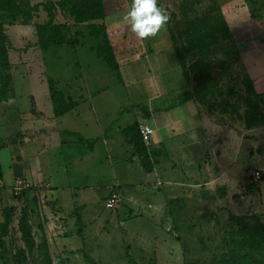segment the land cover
<instances>
[{
  "label": "rangeland",
  "instance_id": "1",
  "mask_svg": "<svg viewBox=\"0 0 264 264\" xmlns=\"http://www.w3.org/2000/svg\"><path fill=\"white\" fill-rule=\"evenodd\" d=\"M46 1L48 0H31L33 5ZM129 2L130 0H106L108 16L105 18V24L112 34L111 38L115 39L113 44H118L121 48L116 50L121 61L118 71L108 68L103 60H98L90 53L92 51L97 54L96 49L101 47L106 50L103 34L93 37L89 25L76 24L70 14L58 12L56 22L63 27L62 32L67 39L75 37L78 40L76 48L68 45L52 46L48 50L40 49L39 52L40 47L37 45L36 49L34 48L36 45L32 43L37 40L34 26L29 28L30 34L7 32L8 38L0 44V63L6 62L3 57L7 54H13L14 62L10 67V74L15 75L16 86L27 84L26 71L30 75L38 72L36 61L24 63L20 60L25 50L30 49L32 55H40L45 76L49 80L51 78L55 86L59 84V87H63L61 90L67 94L70 88L74 87L75 99L83 96L89 103L93 101L97 105L94 127L98 123L109 126L111 120L114 122L113 131L109 132L108 136L114 135L109 139L115 152H111L110 157L106 158L113 166L110 164L109 168H104L105 172L95 171L125 195L123 204L118 210H111L106 208V203L98 194V198L92 199L93 202L88 205L87 211L82 213L84 233L74 238L80 247V253L78 255L68 253L67 257L71 259L68 264H92L89 259H95L98 264H160L150 261L151 258L156 260L157 257L165 259L161 264H227V262L234 264L232 259L239 253L240 257L247 256L249 259L244 261V264H250L251 258L264 261V230L258 226V221L252 218L257 217L264 224V111L256 103L258 99L252 98L249 89L252 84L258 97L261 96L255 87L260 85L258 77H264V72L261 73L264 70V63L261 68L258 64L259 59L264 60V0H159L160 5L168 12L170 20L166 28L150 41L152 49L155 47V51H150L152 56L142 53V46L128 29H120L125 27L121 20ZM195 7L196 11L193 12ZM37 16L33 19V24L45 23L49 18L43 7ZM28 17L31 16H27V19ZM204 21L207 24L203 23ZM173 22H177L175 26ZM193 22L195 24L193 28L202 29V33H205L202 38L206 39L203 44L199 43L198 39L192 48L186 45L191 48L194 61L197 60L193 62L196 67L190 73L194 80L193 84H197L200 72L206 69L209 87L216 89L213 100L222 105L227 100V97L223 96L229 94L227 92H230L232 80L234 91L236 86L239 94L238 115L242 121L240 142L246 144L243 140L247 136V129L250 130L249 135L253 141L248 142L252 148L246 152L243 149L244 152L237 160L238 164L234 165L232 171L239 180L237 182L234 178L235 186L232 190L226 191L224 199H217V194H221L222 191L204 189L197 194L210 195L211 198L207 197L200 201L196 199L194 190L187 188L181 190V187H176V194L187 196L191 192L193 196L190 199L179 197L180 202L172 203L169 202V198H165L164 189L158 190L153 180L145 186V190L143 185L134 188L126 186L130 181L140 184L146 180H141L145 174L140 177L134 168L130 173L127 171L126 161L128 162L132 151L126 138L122 134L118 137L120 133H115L116 121L124 109L127 108L126 113L120 118L128 121L129 115L137 111L135 106L138 107V104L150 102L152 97L162 96V92L172 91L181 83L184 84V78L180 75H184L183 69L179 63L181 71L177 70L178 60L172 42L166 38L163 41L161 39L163 33L165 36L167 32L172 35V39L173 34L179 29L180 32L183 31L184 23L192 25ZM119 31L120 34L117 36L115 33ZM225 31L226 34L223 35ZM223 36H229L238 46L237 52L234 51L233 56L228 57L233 62L232 67L225 66L224 69L222 64L218 67L215 56V53L219 52V50L216 52V49L223 46L221 45ZM194 38L193 32L192 39ZM120 40H127L128 45L124 46L129 48L123 49ZM158 40L160 44L156 46L154 42ZM184 42L183 39L181 43ZM201 45H204V48L207 46L212 55L207 57L206 62H202L203 55L200 53H204V50ZM230 49L228 47V51ZM181 53L184 55L185 50ZM29 63L28 71L23 65ZM177 76L181 80L176 81ZM46 78L44 77L43 81H46ZM248 80L249 85L246 84ZM82 88L87 90L80 93ZM166 96L167 103L176 100L173 91ZM252 101H255L258 107L254 112L256 124L248 127L243 125V120L246 119L247 107H252ZM120 106L123 109L117 114ZM251 112L250 110L249 113ZM104 149L102 155L107 151L105 145ZM175 160L178 161L177 158ZM189 170L190 168L185 165L177 167L174 178L182 179L183 173ZM237 184L239 186H236ZM142 186L143 188H140ZM144 191L146 193L142 199L141 194ZM10 192L7 189L3 190L5 200L4 202L0 200V264H46L48 259L61 264L62 256L59 249H55L56 252L51 249L53 255L51 258V254L39 255L34 252L40 240H36L38 245L29 246L28 240L23 236L22 207H9L6 204L9 195L10 200L16 198L15 196L13 198ZM154 194L159 195L160 199L154 201L152 198ZM71 198L69 194L65 199L67 202L65 201L63 214L67 217H70L74 208L70 204ZM150 201H153L154 206L149 207ZM205 201L207 205H204ZM232 214L245 216L246 219L239 224L232 222L229 219Z\"/></svg>",
  "mask_w": 264,
  "mask_h": 264
},
{
  "label": "crops",
  "instance_id": "2",
  "mask_svg": "<svg viewBox=\"0 0 264 264\" xmlns=\"http://www.w3.org/2000/svg\"><path fill=\"white\" fill-rule=\"evenodd\" d=\"M49 1L56 0H48L44 3ZM105 18L101 24L105 25L109 33L112 49L120 68L121 61L116 50L121 48L118 44H113L115 39L111 38L112 34L105 24ZM15 26L18 28H14ZM31 26L33 25H7L5 33L10 34L11 31L12 34L15 32L30 34ZM122 28L127 29L126 26L120 29ZM167 33L165 36L163 33L161 41L168 39L175 50L173 40ZM115 34L119 36L120 31ZM14 38L16 39V36ZM136 40L142 46V53L152 56L150 51H155V47L153 46V49L151 47L152 39ZM37 42L38 37L32 42L36 45L34 47L36 49ZM120 42L123 49L129 48L124 46L128 45L127 40ZM154 44L157 46L160 40ZM38 49L40 52L41 48ZM30 51V49L25 50L20 60L24 63L36 61L38 72L30 75L26 71L27 84L20 86H16L15 75L11 73L12 84H15L8 87L0 86V200L4 202L3 190L6 189L11 191L13 198L16 197L10 200L9 195L6 204L9 207H22L25 230L35 241L34 245L37 244L36 240L41 241L34 251L36 254H51L52 258L51 249L53 252L59 249L62 256L60 263L68 264L71 262L67 257L68 253L77 255L80 253V247L74 238L84 233L82 213L87 211L88 205L93 202L92 199L100 197L106 203L112 192L117 190L116 186H112L107 179H102L98 173L101 170L105 172L104 168L110 167L111 163L106 158L110 157L111 152H115L110 143L114 135L108 136V133L113 131L114 122L111 120L109 126L98 123L94 127L97 105L93 101L89 103L83 96L75 99L74 87H67L71 89L67 94L61 90L63 87L57 84L52 91L49 85L51 78L49 80L45 76L40 55H32ZM90 53L106 63L98 54L92 51ZM175 55L179 63L176 51ZM9 61L13 65V54H9ZM262 61L260 59L258 61L260 68L264 63V60ZM23 67H27L29 71L30 63ZM177 70L181 71L179 64ZM263 72L264 70L261 73ZM180 75L184 78V84L181 83L180 86L172 89L176 94V100L173 102H166V95L172 93L166 90L162 92V96L152 97L150 102L135 106L137 111L129 113L128 121L120 118L125 115L127 108L121 111L123 108L120 106L118 109L117 114L120 111L121 113L116 121L115 133H120L118 137L122 134L126 138L132 151L131 157L128 162L126 161L127 171L130 173L134 168L140 177L145 174L141 180H146L140 184L130 181L126 186L134 188L143 185L145 190V186L153 180L158 190L164 189L165 198H169V202L172 203L180 202L179 197L190 199L193 196L191 192L187 196L176 194V187H181V190L186 188L194 190L196 199L200 201L207 197L211 198L210 195L197 194L204 189L222 191L221 194H217V199H224L226 191L232 190L235 186L234 178L237 182L239 180L234 176L232 169L238 164L237 160L244 152L242 150L245 149L246 152L252 148L248 143L253 141L249 129L243 140L246 144L240 142L242 121L238 115L239 99L230 92L224 94L223 97H227V100L222 105L214 100L199 103L193 97L187 101L185 96L193 92L194 88L186 84L183 74ZM44 77L46 81H43ZM178 77L176 81L181 80ZM258 78L260 85L255 88L264 102V77ZM83 90L87 88H82L80 93L84 92ZM52 92L60 96L55 98ZM142 124L154 129L149 145L141 142L138 136V128ZM104 145L107 151L102 155V150H105ZM183 165L190 168L189 172L183 173L182 179H175L177 167ZM26 183L29 184V188L24 186ZM16 188L21 190L16 193ZM144 193L146 191L141 194L142 199ZM69 194L72 196L70 204L74 208L70 217H67L63 214V209ZM152 198L154 201L160 199L157 194ZM152 204L153 201H150L149 207L154 206ZM204 205H207V202ZM14 212L16 215V211ZM91 260L98 264L95 259ZM163 260L165 259L157 257L156 260L151 258L150 261L161 264ZM52 264L56 262L53 261Z\"/></svg>",
  "mask_w": 264,
  "mask_h": 264
},
{
  "label": "trees",
  "instance_id": "3",
  "mask_svg": "<svg viewBox=\"0 0 264 264\" xmlns=\"http://www.w3.org/2000/svg\"><path fill=\"white\" fill-rule=\"evenodd\" d=\"M105 2L106 0H59V1H49L47 3H38V4L33 5L31 0H0V44L2 43V41L8 38V36L5 33L6 25L21 24V25H33L35 27L37 31L36 32L37 37H38L37 45L43 50H48L52 46H62V45L63 46L68 45L71 48H76L78 44V40L75 37H73L74 39H71V38L67 39L66 35L62 32L63 27H61L60 23L57 24L56 22L58 12L64 15L70 14V16L75 20L76 24H88L89 28L92 29L91 34L93 37H98L100 36L99 34H103V37L106 41V47H105L106 50L101 47V48L96 49L97 50L96 52L99 58L104 59L112 70L118 71L119 63L117 62L115 58L112 46L110 44L107 29L104 24L96 23L98 21H103L104 18L106 17ZM41 7H43L44 10L48 13V17H49L48 21L42 24L41 23L33 24V19L38 17L37 14L39 13ZM195 11H196V7L193 10V12ZM27 16H31V17H28L27 19ZM176 23H174V26ZM203 23L207 24L206 21H204ZM191 24L192 25L184 23L182 26L183 31L180 32L179 31L180 29H179L177 33L173 34V37H172L173 42H174V48L178 55L181 68L183 69L185 80L187 84L190 85L191 88H194L193 92H191L190 94H187L185 98L187 101H189L193 97L195 98L196 102H199V103H202L205 101L209 102L213 100L214 92L216 91V89H211V87H209V81H208L209 76H208L207 70L205 69L202 72H200L199 78H198L199 81L196 82L197 84H193L194 80L190 74L192 69L196 67V64L193 62L197 61V60L194 61L195 57L191 56V53H192L191 46L198 39H199L198 40L199 43L201 44H203V42L206 40L202 38V36L205 34V33H202L203 30L194 29L193 28L195 26L194 22ZM193 32L195 35L194 39H192ZM197 34L199 35V37H196ZM225 34H226V31L224 32L223 35ZM183 39L185 40L184 44L181 43ZM186 45H189L191 48L187 47ZM221 45L223 46L222 47L219 46L216 49V52L218 50L219 52L215 53L218 67L220 64H222L224 65L222 67L223 69L225 68V66L227 68H231L233 65L231 63L233 62L230 61V58L228 59V57L233 56L234 51L237 52L238 46L233 43V40L230 39L229 36L228 37L223 36ZM201 47H203L202 50H204V53H200V55H203L202 62H206L207 57L208 56L212 57V55L209 52V48L207 46H205L204 48V45H201ZM228 47L231 48L230 51H228ZM1 50H4V49L1 48ZM182 50H185L184 55L183 53H181ZM202 50L200 49V52ZM3 58H5L6 62L0 63L1 65L0 67V86L8 87V86H11L12 81H13L12 76L10 74L11 64L9 61L8 54L7 56ZM230 81H231V85L229 86L230 92H233L234 95L239 96L238 91H236V86H235V91H234L232 80ZM246 84L248 85L250 84L249 80L247 81ZM49 85L51 86V90L53 91L55 84H53V82L50 81ZM249 89L251 90L252 98L258 99L256 103H258L260 109L262 107L261 110H263L264 102L261 100V96L258 97L252 84L249 87ZM230 92H227V93H230ZM52 93L55 98L57 96H60L56 92H52ZM250 101L251 100H249V102ZM256 103L255 101H252V107H247V113L245 114L246 119L243 121H244V125H247L248 127H251L256 124V119L254 117L255 108H258L256 107ZM62 107H64V104H62ZM250 110L253 113L251 112L250 114L249 113ZM250 115H251V118H250ZM138 136L141 142H143V139L140 134V127L138 128ZM146 157L149 158L148 156ZM252 218L257 220L258 226L264 230V224H262L257 217H252ZM229 219L230 221L239 224L242 221H244L246 217L245 216H241V217L235 216L234 214H232L229 217ZM21 223L23 225L22 228L24 230L23 231L24 238L28 240L29 246L34 245L32 238L29 237L30 233L27 230H25L26 226H25L24 219ZM239 254L234 255L232 259V261H234V264H244V261L249 260L247 256L240 257ZM50 260L51 259H48L45 263L52 264V260L51 261ZM89 260L91 261L92 264H97L94 260H91V259ZM227 264H229V262H227ZM250 264H264V261H261L258 259L254 260L251 258Z\"/></svg>",
  "mask_w": 264,
  "mask_h": 264
},
{
  "label": "clouds",
  "instance_id": "4",
  "mask_svg": "<svg viewBox=\"0 0 264 264\" xmlns=\"http://www.w3.org/2000/svg\"><path fill=\"white\" fill-rule=\"evenodd\" d=\"M170 16L159 0H130L121 23L136 37L150 40L168 25Z\"/></svg>",
  "mask_w": 264,
  "mask_h": 264
},
{
  "label": "built area",
  "instance_id": "5",
  "mask_svg": "<svg viewBox=\"0 0 264 264\" xmlns=\"http://www.w3.org/2000/svg\"><path fill=\"white\" fill-rule=\"evenodd\" d=\"M140 134L143 139V142L146 145H149L151 143L152 137L154 135V129L146 124L140 125ZM24 186L29 188V184L26 183ZM21 189L16 188V193H18ZM124 197L123 194H121L120 191H114L110 195V197L106 200V208L114 210L117 209L122 203H123ZM62 228V227H60Z\"/></svg>",
  "mask_w": 264,
  "mask_h": 264
}]
</instances>
